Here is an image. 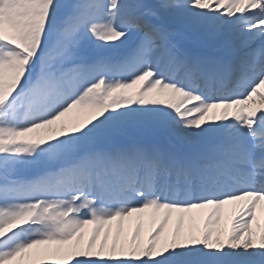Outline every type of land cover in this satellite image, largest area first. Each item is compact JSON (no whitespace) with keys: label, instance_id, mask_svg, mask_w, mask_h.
Returning <instances> with one entry per match:
<instances>
[{"label":"snow or ice","instance_id":"snow-or-ice-1","mask_svg":"<svg viewBox=\"0 0 264 264\" xmlns=\"http://www.w3.org/2000/svg\"><path fill=\"white\" fill-rule=\"evenodd\" d=\"M0 264H264V0H0Z\"/></svg>","mask_w":264,"mask_h":264},{"label":"bare ground","instance_id":"bare-ground-1","mask_svg":"<svg viewBox=\"0 0 264 264\" xmlns=\"http://www.w3.org/2000/svg\"><path fill=\"white\" fill-rule=\"evenodd\" d=\"M151 220L149 216L144 217V232L146 234L148 227L150 226ZM132 223L129 221H125L124 229L126 232H129L131 230Z\"/></svg>","mask_w":264,"mask_h":264}]
</instances>
